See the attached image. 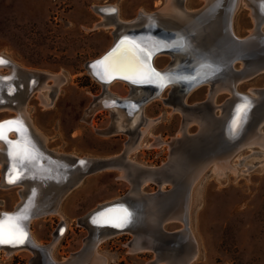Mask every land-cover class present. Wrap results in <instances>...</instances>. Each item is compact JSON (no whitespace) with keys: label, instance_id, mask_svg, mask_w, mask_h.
Listing matches in <instances>:
<instances>
[{"label":"rangeland","instance_id":"rangeland-1","mask_svg":"<svg viewBox=\"0 0 264 264\" xmlns=\"http://www.w3.org/2000/svg\"><path fill=\"white\" fill-rule=\"evenodd\" d=\"M165 2L0 0V55L9 56L24 68L61 74L66 79L57 89V98L52 106H45L39 93H35L27 103L25 112L36 130L31 141L36 139L35 142L46 147L53 158L63 154L109 158L129 149L131 145L126 133L105 131L112 119L111 112L101 108L92 113L89 108L94 98L102 93L103 85L91 75L86 63L101 55L115 39V25L103 24L105 15L96 7L114 4L120 19L132 20L141 13L159 12ZM205 2L184 0L183 6L195 10ZM232 21V30L239 38L250 34L256 25L251 8L244 3H239ZM170 61V55H161L157 57L156 64L162 68ZM241 66L242 61L238 60L235 67ZM0 72L7 73L9 69L1 66ZM116 81L109 90L127 96L130 92L128 84ZM48 83L53 84V80L49 79ZM210 85L204 83L196 87L186 102H204L209 97ZM261 88H264V71L244 79L237 86L238 91L252 97L257 95L251 90ZM172 92V87L167 89L162 94L163 98ZM231 93L223 90L215 96L213 115H222V103ZM163 98L158 97L143 108L145 117L156 121L144 134L139 149L128 152L131 160L142 165L160 166L168 161L170 149L165 142L177 136L184 122L181 110ZM17 114L16 111H0V122ZM250 121L244 122V126L250 125ZM262 126L264 132V124ZM199 129V124L193 122L186 131L191 135ZM11 137L17 138L15 133ZM157 138L163 143L153 144ZM263 151L260 146L245 147L229 160L230 166L236 167L235 171L227 168L219 177L209 166L196 181L192 189L189 220L198 255L191 264H264ZM2 170L0 167V178ZM120 172L119 169H109L87 175L78 186L67 192L56 211L32 221V235L37 242L44 246L53 245L51 251L45 246L50 257L52 253L57 261L63 262L83 248L88 229L78 222L79 218L98 203L119 198L132 187L129 180L120 178ZM1 183L0 180V211H11L21 200V186H1ZM169 187L173 186L166 183L163 189ZM156 189L157 184L153 182L143 187L145 192H155ZM62 223L67 230L57 240V228ZM165 227L179 230L185 225L183 221L175 220ZM133 236L130 232L109 236L98 243L95 253L105 258V264H151L156 259L155 251H131ZM33 254L28 249L9 255L2 250L0 263L30 264Z\"/></svg>","mask_w":264,"mask_h":264},{"label":"bare ground","instance_id":"bare-ground-1","mask_svg":"<svg viewBox=\"0 0 264 264\" xmlns=\"http://www.w3.org/2000/svg\"><path fill=\"white\" fill-rule=\"evenodd\" d=\"M239 3H244L251 8V14L255 19L256 25L248 36L235 41L234 38H232V19L234 13L239 7ZM183 5L184 0H166L159 12L141 13L132 20L116 19L115 21H112L110 17L105 14V11H115L116 9L118 11L117 6L102 5L96 7V9L105 15L102 21L103 24H114L115 28L113 29V32L118 35L120 30H124L126 27L125 23L127 22L129 25H133L131 29H127L130 33L135 30L134 27H138V30L143 32L148 26H150L151 29L152 27H157L153 30L154 32L167 34V32L170 31L176 35H180L179 41L182 42L181 44L173 45V51H158L155 53V63L158 56L166 54L171 56V61L166 67H159L162 71L171 70L174 66H182L185 68L188 62L190 63L195 60L197 56L203 54V56L205 55L206 57L204 59L208 60V64H213L214 62L216 67L214 70L210 68L208 73L217 72L219 69H224L228 65L231 57L235 55V51L237 52L239 49L238 52L240 54L243 52L248 54L247 52H250L253 47H256L257 44L264 40V35L260 32L264 26V12L262 9L264 0H206L205 4L201 8L195 10L185 9V6ZM130 35L131 34L126 35L122 38V40L127 38L128 40L133 41L135 45H138L139 47L137 51L140 52L141 59L143 61L145 54L140 50H147V52L153 53L157 47L164 45L163 42L159 40V35H156V38L154 39L148 40L140 37L132 38ZM232 39L234 42H232ZM112 44H114V41ZM127 54H133L131 49H129ZM0 58L7 61V63L0 64V67L5 66L9 69V72L7 73L0 72V76H7L6 80H3L2 77H0V111L8 110L14 112L16 111L18 113L12 118L1 121L0 124H4L9 121H20L23 125V131H16V126H13L11 131L6 132L7 139H0V167H3L1 186H21V200L13 209L14 211L21 207V205L26 201L25 199L27 196L33 195L34 198H37V200H35V209L37 211L30 219L32 223L35 218H39L45 214L56 211L57 206L60 204V201L67 194V192L78 186L84 179V177H79L78 179L77 175L79 174V170L88 168V166L84 167L79 165L77 168L62 170L60 169L62 168L60 165H70V163H72L74 159L79 156L63 154L56 155L53 158L54 155L46 147L44 148V146L37 144V142H35L36 139L35 141H31V138L36 136V130L31 124V119H28L25 112L27 103L35 93H39L38 95L41 102L45 106H52L57 98V89L66 79L61 74H49V72L47 73L46 71L24 68L7 55L1 54ZM242 58L244 60L242 65H244V62L247 63L248 61V56L244 55ZM247 67V69H242V72L239 75L237 72L230 70L223 75L219 74L214 78L211 77L202 82H195L184 95L183 102L177 92V87L179 85L176 83L164 85V83L158 82L159 85H157V89L159 90L162 87L161 90L158 91L148 86L135 85L130 81L121 78H115L107 83L97 79V81L103 85V91L92 101L89 107L90 111L95 113L101 108L108 109L111 112L112 119L105 131L110 134L126 133L129 136L128 142H130L131 146L129 149L124 150L122 153L119 155L117 154L114 157H87V159L92 160L90 166L94 169L89 170L86 174H84L85 177L97 171L119 169L121 171L120 178H125L132 184V187L128 192L129 196L133 199L138 198L139 200H144L142 199V196L151 198V200H148L147 205L149 207L147 208L148 214L146 215V218H149L155 225L158 223L160 216L163 214L164 205L161 201L165 199H162L164 196H161L158 193V190L155 192H145L143 187L150 182L157 183L156 181L159 179L163 180L162 183L159 184V189H163L164 184L166 183L174 184V181L179 182V188L175 189V186L171 184L173 187L162 193V195L167 196L172 194V200L170 201L169 206L171 207V210L175 212L176 215L174 216L180 217V221H183L185 225L183 229H179V231H182V234L179 237L177 236L172 244V246L180 248L181 254L179 256L171 255L172 249L170 244H168L169 247L164 252H161L162 255L158 256V253L156 252V259H153L154 261H152L151 264H161L162 262L169 264V261L173 258L176 259H174V264H191L192 261L196 259L198 255V246L192 232L190 231L189 220L192 202V189L196 181L209 166H211V169L219 177L225 173L227 168H231L235 171L236 167L230 166L229 160L234 154L241 151L245 147L260 146L264 150V132L261 129V126L264 124V117H262L264 115V88L254 89L255 91L253 89L251 90L253 91L252 93L255 92L254 94H256L257 97H252L249 94L238 91L237 89V86L241 81L252 77L251 74H246V72L250 71L249 69L253 68V66L251 63H247ZM92 68L96 72H101L99 65H94ZM218 72L221 73L220 71ZM163 75L164 74L161 76L164 77ZM31 77H34V81L30 83ZM49 79L53 80V84L48 83ZM116 80L126 82L129 85L130 92L127 96H119L109 90L110 85ZM204 83L211 84L208 97L209 99L201 103L192 104L189 107L184 105L187 104L186 99L188 95L196 87L203 85ZM19 84H22V87H20ZM171 87L174 92L170 96L163 98V92ZM232 87L235 88V92L231 91V97L224 102L221 110L222 115H213V103L215 96L220 91L232 90ZM16 88H19L17 92H15ZM238 93L243 94V96ZM132 97L135 99L139 98L138 100L142 98L145 99L143 107L140 110L131 108H128V111L126 110L124 103L127 99ZM158 97H162L166 103L172 104L177 109H180L184 117V122L181 129L177 133V136L173 137L170 142H165L169 145L170 149V157L168 161L160 166H146L135 162L133 159L131 160L128 156V152L133 149H139L142 144L144 134L147 132L149 126L156 121V119H149L145 117L143 108L149 102ZM1 100L6 101L2 102ZM251 100L258 101V104L253 108L250 114L251 121H249L252 122L250 125L244 126V123H242L239 127H237L234 125V122L237 119L234 118V120L229 122L226 120L229 115H232L235 109L241 107L239 104L242 101L243 104H247ZM195 105L196 107H194ZM91 117L92 116H90V118ZM90 118L87 120H91ZM193 122L199 124L200 129L196 134L189 135L186 130ZM242 125L244 127H242ZM230 127L235 129V133H239L242 130V132H244L242 138H233V140L229 136L224 138V133L226 135H231L229 133L232 132ZM13 133L16 134L17 138H10ZM17 141L22 143L28 142L37 160L42 159L43 157L45 158L43 163L47 168L38 171L37 169L39 168L34 169L33 166L35 163L33 161L31 163L26 162L24 165H20L17 163L18 161H14L11 155L12 143L10 142ZM162 143L163 141H159L157 138L153 144L159 145ZM46 156L53 159L46 158ZM14 163L23 173V176L15 183H12L9 178L13 174L12 170ZM72 182L75 183L72 184ZM58 184H62L60 186L61 188L57 186ZM64 188L66 189L63 191ZM54 203L55 205L51 208V210L49 209L50 211L45 210L46 207ZM96 208L98 207H95L92 210ZM0 216H2L1 211ZM5 217L0 220H4ZM78 222L80 223V220H78ZM167 222V219H162L161 226ZM125 232H130L134 235V238L130 243L131 251L152 250L142 245L140 237H137L136 232L131 229L126 231H105L104 233L94 231L92 235V230H90L85 239V244L79 252L74 253L70 258H67L66 261L63 262L55 261V259L50 257L48 254L46 257L48 259L47 263L105 264V258L95 253L98 243L109 236ZM153 232L151 231L149 234L153 235ZM159 237L161 236L159 235ZM55 238L57 240L59 239L57 235H55ZM33 240L41 247L39 251L38 249L27 245L15 247L13 249L7 247L6 245H0V253L2 250H6L9 255L20 249H28L34 253L31 263L32 260L39 257V263L44 264L40 255L45 253L46 248L45 246L39 244L34 237ZM52 246L53 245L50 244L46 247L51 251ZM188 254H191L190 257Z\"/></svg>","mask_w":264,"mask_h":264},{"label":"water","instance_id":"water-1","mask_svg":"<svg viewBox=\"0 0 264 264\" xmlns=\"http://www.w3.org/2000/svg\"><path fill=\"white\" fill-rule=\"evenodd\" d=\"M262 9L264 12V5H263ZM125 25H126V27L124 28V30L122 29L123 31L120 30L118 32L119 35L115 33L114 44H112L101 55L95 57L94 59H90L87 61L86 66H87L88 70L90 71L91 75H93L96 79H99V80L107 83V82L112 81L115 78H121V79L128 80L135 85L148 86V87H151V88L156 89V90H158L157 89V85H159L158 82L164 83V85L170 84V83H176L179 85L177 87L178 88L177 92L179 93V95L181 97V101L183 102L184 101V99H183L184 95L187 93L188 89H190L194 85L195 82H202V81H205L207 78H211V77L214 78L219 74L223 75L230 70L237 72L239 75L242 72V69L248 68L247 63L248 64L251 63V65L253 66V68L249 69L250 71L246 72V74H251L252 77L257 75L258 73L264 71V40H262L261 43L257 44L256 47H253L250 52H247L248 54H246V52H243L240 54L238 52L239 49L237 52L235 51V55H233L231 57L228 65L224 69L221 68L218 70L221 73H219L218 71L208 73V70H210V68H212V70H214L216 67L214 65V62H213V64L212 63L208 64V60L204 59L206 57H205V55L203 56V54L197 56V58L195 60L191 61L190 63L188 62L189 64L187 63L185 68H183L182 66H174L173 68H171V70H163L162 71L155 63V53H157L158 51H162V52H165L168 50L173 51V49H174L173 45L181 44V42H182V41H179L180 35H178V34L176 35L170 31L167 32V34L166 33L162 34V32H154L153 30L156 29L157 27H152V29H151L150 26H148L143 32L138 30V27H136V28L134 27L135 30H133V31L130 30L131 31V33H130L129 31H127V29H129V28L131 29L133 25L132 24L129 25L128 22L125 23ZM260 32L262 35H264V31H260ZM157 33H159V34H157ZM128 34H131L130 36L132 38L140 37V38L147 39V40L148 39H154V38H156V35H159V40H161V42H163L164 45H160V47H157V49L154 50L153 53H151L150 57L144 58L143 63H144L145 67L142 70H146V69L150 68V69L154 70L156 73H159L160 76L162 74H164L163 75L164 76L163 82H161L159 80L153 81V82H142V83L133 82V79H135V77H133V79L125 78L126 76H131L132 75L131 72H114L111 75H107L105 73V65L103 63L105 61V58L109 57L113 52H115L117 50L118 46L120 45V42L122 41V38ZM248 35H246V36H248ZM232 36H233L232 38H234L235 41L241 40L239 37H237L235 35L234 32H233ZM232 42H234L233 39H232ZM119 54L120 53L118 52L117 55H119ZM244 55L248 56V61H250V62L247 61V63L244 62V65H242L241 67H238V68L235 67V64L238 60H241L243 63L244 60L242 57ZM188 56H190V55H188ZM234 60H235V62L233 63ZM94 65L95 66L99 65L101 72L94 71L92 68V66H94ZM206 72H207V74H206ZM98 73H99V75H98ZM0 77H2L3 80L7 79V76H5V75L0 76ZM153 80H155V79H153ZM33 81H34V77H31L30 83ZM19 86L22 87V84H19ZM19 88H16L15 92H17V90H19ZM29 88H30V86H29ZM161 88L158 91H160ZM230 91L235 92V88L232 87V90H230ZM238 94H240V93H238ZM240 95L243 96V94H240ZM138 99H135L133 97L127 99L126 102L124 103L126 110L128 111V108L140 110L143 107V103H144L145 99H143V98L140 100H138ZM208 99L209 98H207L204 101H207ZM246 100H247V98H246ZM1 101L4 102L6 100H1ZM222 104H224V103H222ZM247 104L249 106L248 110L242 115V117L240 119V123L237 127H239L245 121L248 122L250 120V118H251L250 114H251L253 108L258 104V101L251 100ZM184 105H187V107H189L192 104L187 103ZM194 107H196V105ZM239 109H240V107L235 109V111L232 113V115H229L226 118V120L229 122L231 120H234V118L237 119ZM248 113H249V115H248ZM228 122H227V124H228ZM230 128H231L232 132L235 131V129H233L232 127H230ZM232 132H229L231 135H228V134L226 135L224 133V138L229 136L232 140H233V138L234 139H241L242 135L244 133V132H242V130L239 133L238 132L232 133ZM46 158H50V157L46 156ZM50 159H53V158H50ZM43 160H45L44 157L42 159H38V160L35 157V159L32 160L35 163L33 166L34 169L39 168V169H37L38 171L46 169L47 167L44 166ZM32 161H27V162L31 163ZM82 161L84 163H81ZM102 161H104V160H102ZM17 163H19V162H17ZM91 163H92V160L87 159V157L86 158L78 157V158L74 159V161L72 163H70V165H66V166L60 165L62 167L60 169L68 170L69 168H77L79 165L84 166V167L88 166V168L80 169L79 174L77 175L78 179H79V177L85 178L84 174H86L89 170L94 169L93 167L90 166ZM95 165H97V164H95ZM162 181H163L162 179H159L158 181H156L157 183H155V184H157L156 190H158V193L161 196H164V198L162 197V199H165V200L161 201L162 204L164 205V210H163V214L160 216V219L156 225L149 218H146V215L148 214L147 208L149 207L147 204H148V200H151V198L142 196V199H144V200H139L138 198L133 199L131 196H129V193H128L129 190L126 191L124 194H122L119 197V199L116 197L117 199H114L112 201L110 199L108 201L105 200L103 202L98 203L95 206L98 208H96L94 210L90 209L91 211L89 210L88 212H86L85 214H83L79 218L80 223L82 225H85L86 227H88V234H89V231L92 230L91 235L93 234L94 231L104 233L105 231H107V232L113 231V230H116V231L117 230L118 231L124 230V231H126V230L131 229V230L136 232L137 237H140L142 245H144L146 248L152 249L153 252L155 251L154 253L157 252L158 256L162 255L161 252H164L169 247L168 244H170V247L172 249L171 255L179 256L181 254L180 248L174 247V246H172V244L174 243L175 238L177 236L179 237L182 234V231H179L176 229L169 230L165 227V225L170 221L180 220L181 218L174 216L176 214L173 210H171V207L169 206V203L172 200V197H171L172 194H169L167 196L162 195V193H164L167 190H170V188H171V187H169V188H166L165 190L159 189V184L162 183ZM75 182H72V184H74ZM173 183L174 184H172V183L171 184L175 186V189L179 188V182L174 181ZM61 185L62 184H58L57 186L60 187ZM137 186H138V184H137ZM67 187H69V186H67ZM65 189L66 188H64L63 191ZM148 194H154V193H148ZM32 197H33V195L27 196L25 199L26 201L16 211H14V210H11V211L2 210L1 211L2 216H0V219H1V218L5 217L6 215H24V214H26L28 219L23 220L22 225L24 227V230L28 233L27 241L24 244H19V245H13V244H0V245H6L7 247L12 248V249L15 247H21V246H26V245L29 247H32V248L34 247V248L38 249V251L41 249V247L33 240V236L31 234L32 230H31V220L30 219H31L32 215H35V212L37 211L35 209V205H36L35 200H37V198H34V197L32 198ZM28 198L30 199V202H29ZM54 205H55V203L46 207L45 210L50 211ZM122 210H127L129 213H131L130 221L128 223H126L123 227H117L115 220L112 223H96V222H94L97 218H99L101 216V214H105L106 217H118L122 214ZM162 219H164V220L167 219L168 222L161 226ZM151 231L152 232L157 231V232L156 233L153 232V235H150L149 233ZM88 234H87V236H88ZM159 235L161 237H159ZM190 255L188 254L189 257H190ZM163 256H164V254H163ZM174 259L175 258L171 259V261H169V264H174L175 260H176V259L175 260ZM30 264H40L39 263V257H36L35 260H32V263L30 262Z\"/></svg>","mask_w":264,"mask_h":264},{"label":"snow or ice","instance_id":"snow-or-ice-1","mask_svg":"<svg viewBox=\"0 0 264 264\" xmlns=\"http://www.w3.org/2000/svg\"><path fill=\"white\" fill-rule=\"evenodd\" d=\"M138 45H135L133 41L125 38L120 42L117 50L113 52L109 57L105 58L103 62L105 65V73L111 75L114 72H131V76H126L125 78L133 79V82H153V79L163 82L164 78L156 73L152 69H144V63L141 59L140 52L137 51ZM131 49L132 55H128V51ZM144 52L145 58L150 57L151 53L147 50H140ZM120 53L117 55V53ZM7 63L6 60L0 58V64ZM99 75V73H98ZM103 78V77H102ZM248 104L241 105L238 110L237 120L234 125L238 126L242 115L248 110ZM13 126L16 131H23V125L20 121H9L4 124H0V139H7L6 132L11 131ZM12 143L11 155L14 161H18L19 164L24 165L27 161H32L35 159L33 151L28 142H10ZM81 163H84L83 161ZM13 174L10 176L9 180L15 183L17 180L21 179L23 173L19 170L17 165H13ZM131 213L127 210H122V214L118 217H106L105 214H101L94 222L96 223H112L116 221L117 227H123L126 223L130 221ZM28 219L27 215H6L4 220H0V244H13L19 245L24 244L28 239V233L24 230L22 221Z\"/></svg>","mask_w":264,"mask_h":264},{"label":"flooded vegetation","instance_id":"flooded-vegetation-1","mask_svg":"<svg viewBox=\"0 0 264 264\" xmlns=\"http://www.w3.org/2000/svg\"><path fill=\"white\" fill-rule=\"evenodd\" d=\"M178 1H180V0H178ZM107 5V4H106ZM117 9L115 10V11H111V10H106L105 11V14L107 15V16H109L110 17V19L112 20V21H115L116 19H120L119 18V12L117 11ZM107 13H109V14H107ZM122 20V19H121ZM117 82V81H116ZM122 82V81H121ZM129 86V85H128ZM118 95H120V94H118ZM121 96V95H120ZM11 137V136H10ZM12 138V137H11ZM1 178H2V174H1ZM66 230H67V226H65V224L64 223H62L61 225H59L58 226V228H57V232H56V235H57V237H60V238H62L64 235H65V232H66ZM42 246H44V245H42ZM46 246V245H45ZM48 256V253H47V251L45 250V253H43L42 255H40V257L42 258V262L44 263V264H48L47 263V261H48V259L46 258ZM51 256H52V258L53 259H55L54 257H53V255H52V253H51ZM33 257H34V254H33ZM32 257V258H33ZM31 258V259H32ZM55 261H57L56 259H55ZM59 261V260H58Z\"/></svg>","mask_w":264,"mask_h":264},{"label":"crops","instance_id":"crops-1","mask_svg":"<svg viewBox=\"0 0 264 264\" xmlns=\"http://www.w3.org/2000/svg\"><path fill=\"white\" fill-rule=\"evenodd\" d=\"M107 5H114V4H107ZM116 6V5H115ZM0 180L2 181V178H0Z\"/></svg>","mask_w":264,"mask_h":264}]
</instances>
